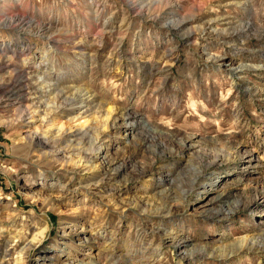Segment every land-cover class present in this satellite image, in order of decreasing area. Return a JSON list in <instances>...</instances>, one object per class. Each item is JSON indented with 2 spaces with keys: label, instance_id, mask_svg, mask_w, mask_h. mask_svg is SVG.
Here are the masks:
<instances>
[{
  "label": "rangeland",
  "instance_id": "obj_1",
  "mask_svg": "<svg viewBox=\"0 0 264 264\" xmlns=\"http://www.w3.org/2000/svg\"><path fill=\"white\" fill-rule=\"evenodd\" d=\"M0 264H264V0H0Z\"/></svg>",
  "mask_w": 264,
  "mask_h": 264
},
{
  "label": "bare ground",
  "instance_id": "obj_2",
  "mask_svg": "<svg viewBox=\"0 0 264 264\" xmlns=\"http://www.w3.org/2000/svg\"><path fill=\"white\" fill-rule=\"evenodd\" d=\"M129 5L132 8L133 7L135 8V6H136V4L134 2L129 3ZM179 24H173L171 26L179 28V26H180ZM40 28H41V26H40ZM39 81H40V79H39ZM50 82L45 84V86H41V85L37 86L38 81L33 82V83L30 82V76L25 74V76H23L22 79L19 81L18 89L12 88V90H10V92L8 93V97L10 99H15L19 102H23V101L28 102L29 101L30 107L34 108V110L36 111L35 113L41 112V107H43L45 114L48 115L50 113L51 105L45 104L44 101L41 100L42 99L41 97L43 96V94H45V91L47 92V91L51 90V89L46 90L47 87L52 86L50 84ZM64 94H65L64 91L59 90L56 92L55 97L58 100L63 99V98H64V100H66ZM80 98H82V97H79V100H80ZM81 101H83V100H81ZM60 107H66V102H64L63 106L58 105V108H60ZM44 121H45V118L42 119V122H44ZM121 126L124 127L126 131H130V132L133 131L136 127L145 130L149 134L154 130L149 124H146V123H143L142 121H140L138 114L131 113V112L124 114V116L122 117V120H121ZM87 134H88L87 131L77 130L73 134L72 133L66 134L63 132L59 136H55L53 138L45 137L42 140L37 133H33L32 136H30V138L32 140L33 145L49 146L51 148V150L49 151L50 152L49 155H50L51 159L53 161H58V160L66 158V149L68 147V146L66 147V142H70L72 140V138L75 136L85 137ZM71 135H72V137H71ZM92 143L95 146V148L93 149L94 153H93L92 157H96V155L98 154L97 152L101 149L102 145H99L96 141H94ZM192 146H193V144H188V147H192ZM74 149L75 148H72V150H74ZM252 160H253V157L249 161H252ZM217 162H220L219 157H216L215 159H213L209 164L212 165V164L217 163ZM180 243L181 244H179V245L182 246V248L188 247V245H189L188 240H183ZM254 246H257V241H252L250 243V248H253ZM189 252H187V250L185 249L182 252V254H184L183 257L187 258L189 256L188 255Z\"/></svg>",
  "mask_w": 264,
  "mask_h": 264
}]
</instances>
